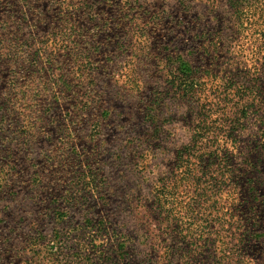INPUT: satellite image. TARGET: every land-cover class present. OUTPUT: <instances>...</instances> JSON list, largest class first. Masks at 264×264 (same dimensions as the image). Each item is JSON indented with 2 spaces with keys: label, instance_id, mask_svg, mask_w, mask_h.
I'll list each match as a JSON object with an SVG mask.
<instances>
[{
  "label": "rangeland",
  "instance_id": "obj_1",
  "mask_svg": "<svg viewBox=\"0 0 264 264\" xmlns=\"http://www.w3.org/2000/svg\"><path fill=\"white\" fill-rule=\"evenodd\" d=\"M263 129L264 0H0V264H264Z\"/></svg>",
  "mask_w": 264,
  "mask_h": 264
},
{
  "label": "trees",
  "instance_id": "obj_2",
  "mask_svg": "<svg viewBox=\"0 0 264 264\" xmlns=\"http://www.w3.org/2000/svg\"><path fill=\"white\" fill-rule=\"evenodd\" d=\"M184 67H185V65H184ZM260 137L262 138V141H261V145H262V147L264 148V129L260 132Z\"/></svg>",
  "mask_w": 264,
  "mask_h": 264
}]
</instances>
